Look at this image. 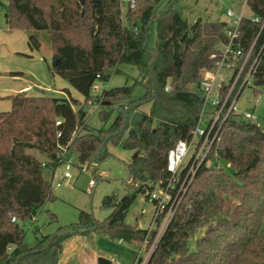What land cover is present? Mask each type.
<instances>
[{"label":"trees","instance_id":"obj_1","mask_svg":"<svg viewBox=\"0 0 264 264\" xmlns=\"http://www.w3.org/2000/svg\"><path fill=\"white\" fill-rule=\"evenodd\" d=\"M160 1L129 0V26H125L121 0H85L84 6L80 0H10L5 14L9 31L50 34L53 76L67 80L87 102L99 98L123 105L110 129L97 131L84 123L87 106L67 97L68 90L58 98L33 97L25 91L10 98L12 110L0 112V264H59L68 238L93 232L125 243L156 239V232L127 225L125 217L140 194L157 211L151 194L167 188L170 150L192 138L203 108L196 89L204 72L215 69L230 27L201 19L189 24L172 6L157 13ZM247 6L261 23L242 20L239 43L245 51L262 28L264 0H247ZM153 23L158 44L150 49L148 34ZM81 31L87 34L85 42ZM30 44L38 50L41 47L34 36ZM261 47L264 30L253 57ZM122 64L139 67L140 77L148 78L144 96L132 100L129 87L93 96L97 82H108ZM190 84L194 91L186 89ZM254 84L264 86V51ZM168 86L171 89L166 91ZM145 103L151 105L148 112L141 108ZM124 134L123 149L135 153L127 165L133 182L127 184L122 198L105 197L103 208L112 209L109 217L101 222L92 213L80 211L76 223L58 227L53 235L36 237L35 246L26 245L25 231L18 222L33 220L53 199V179L67 160L62 149H72L80 168H93L92 175L97 177L93 164L106 161V144H118ZM209 158L212 162L215 158V163H204L196 172L147 264H264V128L229 119ZM219 160L230 171L214 167ZM185 178L186 172L181 181ZM51 220L55 221L54 215ZM203 229L206 232L194 240ZM141 263L139 256L137 264ZM98 264L115 263L101 255Z\"/></svg>","mask_w":264,"mask_h":264},{"label":"rangeland","instance_id":"obj_2","mask_svg":"<svg viewBox=\"0 0 264 264\" xmlns=\"http://www.w3.org/2000/svg\"><path fill=\"white\" fill-rule=\"evenodd\" d=\"M83 1V2H82ZM10 0H0V112L12 110L11 97L21 92H27L33 97H53L64 96L68 90L70 97L81 101V106H87V117L84 121L91 129L108 131L117 117L118 107L123 104L110 103L105 100L94 98L88 102L84 96L74 89L71 84L59 77L53 76L50 67L53 64V51L51 37L47 31H9L6 22V7ZM84 6L85 0H80ZM172 6L181 16L193 24L197 20L210 22H225L231 24L234 18L227 15L229 10L237 16L243 15L245 18H253V14L247 6L246 0H161L156 8V12H165ZM129 8V0H121V11L123 24L129 26L126 19V12ZM80 38L86 41V32L81 31ZM34 36L39 41L40 49L32 48L30 38ZM158 44L157 25L153 23L148 34V48L155 49ZM213 70H209L202 76V79L212 75ZM19 73H22L19 74ZM148 78L140 77L139 67L135 65L122 64L118 67V72L112 71L108 82H97L92 91L93 96H100L104 91L116 88L129 87L131 89L132 100H140L146 93ZM186 89L194 91V85L186 86ZM240 89L238 85L235 93ZM65 94V95H66ZM258 99H260L258 101ZM96 101V102H95ZM126 104V103H125ZM78 108V107H77ZM145 112L150 111L151 105L145 103L141 106ZM238 110L241 113L252 112L258 118V124L264 128V86H257L253 80L250 86L246 87L238 99ZM126 134L122 136L118 144L109 141L106 144V151L109 158L101 164H93L97 167V177L92 175L93 168L83 166L80 168L78 155L69 149L65 152L71 160L70 178L65 179L66 165H61L56 171L53 179L51 194L53 199L49 200L36 218L26 221H19L18 225L25 231L24 242L32 247L36 245V237L53 235L58 227L76 223L79 219L80 211H87L94 215L99 221H105L112 213V209L103 208L105 197L115 195L118 199L127 194V184H132L129 179L127 165L132 161L134 152L123 149L122 144ZM29 153L36 155L35 151ZM210 157V155H209ZM210 160V158H209ZM220 161V160H219ZM214 164L217 169L230 171L227 163L220 161ZM212 162L207 161V165ZM215 163V158L214 162ZM216 174L211 176L212 179ZM207 177V176H206ZM96 185L90 191L92 180ZM61 186H56L57 184ZM90 191V192H89ZM155 205L147 200L146 195H138L136 201L129 209L125 224L138 226L139 229H148L150 233L156 232L157 237L164 231L166 225L163 221L157 226L153 223ZM55 216L52 222L51 216ZM15 216L11 217L14 222ZM36 220V221H34ZM163 224V225H162ZM165 226V227H163ZM163 228V229H162ZM163 230V231H162ZM206 232L199 230L195 239ZM100 244L105 245L109 254H125L123 264H137L139 256L143 263L149 259L150 253L156 245L154 240L133 243L131 246L119 244L101 236ZM156 237V238H157ZM193 240V244H194Z\"/></svg>","mask_w":264,"mask_h":264},{"label":"built area","instance_id":"obj_3","mask_svg":"<svg viewBox=\"0 0 264 264\" xmlns=\"http://www.w3.org/2000/svg\"><path fill=\"white\" fill-rule=\"evenodd\" d=\"M227 15L234 18L227 31L228 41L220 45V58L216 62L214 72H212L210 77L208 75V78H204L196 89L197 93L203 98V108L197 125L192 132V138L190 141H179L170 150L167 155V169L171 174V178L167 188H158L151 194V199L157 203V211L153 216V223L157 226L161 225L163 221L167 228L196 172L204 163L207 165V161L212 162L209 160V155L215 145L220 141L222 127L229 119L239 118L243 121L259 125L258 118L254 113H241L238 110V99L243 90L250 86V82L252 80L254 82V76L259 66L264 47H261L258 54L254 57L253 53L264 30V22L253 45L248 51H245L239 43L240 26L245 17L243 15L237 16L231 10L227 12ZM251 19L255 23H261V19L258 17ZM238 85H240V89L235 93ZM170 89L168 86L166 91ZM60 124L61 121H57V125ZM62 150V157L67 158L63 164L67 166V171L64 174V178L67 179L70 178L69 170L71 160L65 154L67 149L63 148ZM212 165L213 162L210 166ZM185 172L187 178L181 181V177ZM95 185L96 181L94 179L90 184V191ZM56 186L59 187L61 184L59 183ZM158 220H160L159 224L157 223ZM162 234L160 232V235L158 237L156 236V240ZM147 261L143 263L142 260L141 264H147Z\"/></svg>","mask_w":264,"mask_h":264},{"label":"crops","instance_id":"obj_4","mask_svg":"<svg viewBox=\"0 0 264 264\" xmlns=\"http://www.w3.org/2000/svg\"><path fill=\"white\" fill-rule=\"evenodd\" d=\"M36 221V220H34ZM101 234L96 232L88 235H77L68 238L63 243V248L60 253L59 264H98V258L101 255H106L115 264H123L125 254H109L105 245L100 244L102 240ZM108 240L107 236H104ZM119 246L124 244L131 246L133 243H125L115 241ZM137 245H139L137 243ZM140 247V245H139ZM141 248V247H140Z\"/></svg>","mask_w":264,"mask_h":264},{"label":"water","instance_id":"obj_5","mask_svg":"<svg viewBox=\"0 0 264 264\" xmlns=\"http://www.w3.org/2000/svg\"><path fill=\"white\" fill-rule=\"evenodd\" d=\"M83 2V1H82ZM216 166H217V163H216Z\"/></svg>","mask_w":264,"mask_h":264}]
</instances>
